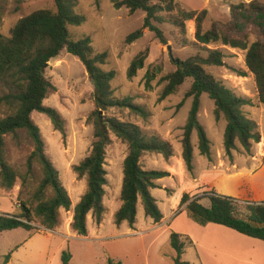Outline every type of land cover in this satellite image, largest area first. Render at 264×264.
Listing matches in <instances>:
<instances>
[{"label":"rangeland","instance_id":"374dc122","mask_svg":"<svg viewBox=\"0 0 264 264\" xmlns=\"http://www.w3.org/2000/svg\"><path fill=\"white\" fill-rule=\"evenodd\" d=\"M176 1L187 10H207L208 17L204 29L209 30L214 22L227 23L231 20V5L241 2L249 3L252 0ZM1 6L0 32L6 38L11 36L12 29L22 18L41 9H56L55 0H1ZM76 13L83 16L85 22L78 27H69L72 38L78 40L84 36H90L95 51L108 54L107 64L103 65L102 69L116 72L112 82L115 98L120 100L132 98L133 103L145 111V115H142L124 108L113 109L110 113L123 122L139 126L148 138L156 137L171 144L173 155L168 161L159 154H146L141 163L148 170L164 171L167 166L171 167L170 172L173 178L166 181V191L162 189L154 191L153 196L157 198L160 211L166 218L165 226L187 232L186 235L172 232L179 234L182 242L185 243V253L181 261L205 264L201 245L192 243L202 237L204 226L195 223L187 210L178 208L181 194L186 192L193 197L197 196L201 198V203L205 206H209L210 202L204 198V194L212 190L220 195L240 200L241 203L254 202L253 200L257 203L264 202V105L259 100L255 77L246 66V52L221 44L212 45L210 49H219L225 54L224 65L209 67L208 71L238 96L250 100L251 104L244 107V113L256 123V131L261 135V140L259 143L252 142L250 152L237 142V148L232 151V157L227 156L224 149L226 122L223 117L219 119L216 117L214 102L207 94H203L198 119L211 142V160L200 154L198 136L194 132L192 135L194 169L188 172L182 158V140L183 128L187 123L193 101L192 98L184 99L192 79H188L181 85L175 94L164 100L160 98L166 85V82L161 79L177 69V60H186L197 53L207 55L205 48L196 43L195 24L187 23L189 42L185 47L173 34L175 29L170 24L161 26L168 40L167 45L161 44L149 30L144 32L141 39L127 45L126 37L142 27L144 12L137 11L131 14L126 7L117 10L113 0H79ZM252 26L250 23L245 28L250 30L254 28ZM250 39L251 43L256 40L255 36ZM147 49L149 56L144 68L138 71L133 79H128L127 71L130 63L138 53ZM155 69H160V72L151 82V89H147L145 75L148 70L155 71ZM45 75L56 87V91L48 96L44 106L55 109L59 113L64 121V134L55 129L45 114L34 113L32 118L41 131L46 154L58 170L61 182L71 197L72 208L70 211L60 210L59 226L53 231H47L39 223H34L37 230L33 232L22 228L1 232L0 264H63V252L69 251L66 243L68 241L63 235L74 232L71 229L73 208L79 203L83 192L87 191L86 181L77 179L73 167L89 154L94 142V128L89 122L90 116L96 109L94 85L82 62L66 50L48 63ZM182 101L184 104L179 107ZM9 113L7 107H0V117ZM111 139L106 159L107 217L110 216V210L120 201L123 162L129 150L125 142L115 136ZM33 151L34 146L25 132H20L17 138L11 135L5 138L6 162L23 175L27 174V161ZM42 179V167L38 161H35L33 171L25 183L18 180L11 190L0 187V214L20 215L21 203L34 202L32 198ZM34 205L36 206L37 203L35 202ZM241 211L244 212V209L241 208ZM137 214L141 230H146L153 225L150 218H146L144 214L141 200L137 205ZM89 219L92 220L93 217L90 216ZM108 220L114 219L109 217ZM114 233L120 236L123 231L114 230ZM117 252L124 254V258L128 257L124 259L126 264L144 263L145 249L144 247L142 249V243L129 242V239L123 238L109 245V251L107 249L101 251L98 245L89 244L85 257L80 255L78 258H83L85 264L86 262L102 264L99 262V257L104 255L108 264V259L111 258L110 253L117 254ZM9 254L11 258L6 262ZM161 256L164 263L175 264L177 252L170 244H166ZM75 264H79V261Z\"/></svg>","mask_w":264,"mask_h":264},{"label":"trees","instance_id":"16d2710c","mask_svg":"<svg viewBox=\"0 0 264 264\" xmlns=\"http://www.w3.org/2000/svg\"><path fill=\"white\" fill-rule=\"evenodd\" d=\"M78 4L79 0H55V10L41 9L22 18L12 29L10 37L6 38L0 32V107L5 106L10 111L0 117V187L11 190L18 180L25 183L33 171L35 161L40 163L43 171V179L32 198L34 202H22V213L18 216L0 214V233L19 228L33 232L37 230L34 223H39L47 231H53L59 226L60 210L70 211L72 208L71 197L61 182L58 170L46 154L41 131L32 118L34 113L45 114L55 129L64 134V121L59 113L44 106V101L56 91V87L45 75L47 64L64 50L84 65L94 85L96 106L89 118L94 128L91 151L73 167L77 179L86 181L87 191L73 210L71 229L79 236H87V218L90 214L96 224L103 221L105 188L108 185L106 159L112 136L125 142L129 149L123 162L122 204L115 215L116 225L126 222L130 228L134 227L139 200L146 217L156 224L163 220L152 191L160 188L158 181L169 177L170 173L145 169L141 160L146 154H159L168 161L173 155L172 146L156 137L148 138L139 126L123 122L110 113L113 109L126 108L145 115V111L136 106L132 98H115L112 82L116 72L102 69L107 64L108 54L96 52L90 36L78 40L72 38L69 27H78L85 22L84 17L76 13ZM113 4L117 10L126 7L131 14L137 11L145 13L142 27L126 37L127 45L141 39L146 30L154 33L161 44L167 45L168 40L161 26L170 24L175 29L173 34L185 47L189 42L187 23L195 24L196 43L205 48L207 55L197 53L186 60H177V69L161 79L166 85L160 100L175 94L181 85L192 79L184 99H193L183 128L182 158L186 170L192 172L194 169V132L198 136L200 154L211 160V142L198 119L203 94H207L214 102L216 117H223L226 122L224 149L227 156L232 157L237 142L250 152L252 142L259 143L261 140V135L256 131V123L244 113V107L251 102L238 96L208 71L209 67L223 66L225 58L221 50L209 47L221 44L246 52V66L255 77L259 100L264 105V0L231 5V20L227 23L214 22L209 30L204 29L207 10H187L176 0H113ZM1 21L0 0V24ZM250 23L254 28L246 30V25ZM252 36L256 39L253 43L250 42ZM148 56L147 49L134 57L127 71L128 79H133L144 68ZM159 72L160 69L147 71V89H151V82ZM183 104L184 101L179 107ZM20 132H25L34 146L27 161L26 175L9 165L5 157V138L9 135L17 138ZM204 198L209 200V206L203 205L201 198L183 192L178 208L184 207L191 219L201 226L217 224L264 242V202L241 203L240 200L220 195L214 190L205 193ZM170 245L177 252L175 264H190L181 261L185 243L179 234H171ZM10 258L9 254L6 262ZM70 260L71 254L68 250L64 251L63 264H69ZM108 264L121 263L109 259Z\"/></svg>","mask_w":264,"mask_h":264},{"label":"crops","instance_id":"0c3cea01","mask_svg":"<svg viewBox=\"0 0 264 264\" xmlns=\"http://www.w3.org/2000/svg\"><path fill=\"white\" fill-rule=\"evenodd\" d=\"M170 168V166H167V168L164 170L169 172L170 176L159 180L158 185L160 188L153 190L152 194L154 191L160 189L166 191V181L173 178ZM105 190L107 189L105 188ZM83 195L84 194H82L81 197ZM253 201L256 202L255 200ZM121 204L122 203L120 200L117 205L112 210H110L111 212L109 217L113 218L114 220H108V206L106 205L105 195V214L101 224L98 225L93 219H89L90 216H92V214H90L87 218V236H79L77 233L73 232V234L69 233L68 231L67 235H63L66 236L68 241L66 243L69 247V253L71 254V260L69 264H75L78 261L79 264H85L84 259H79L78 257L80 255L81 257H85L89 244L98 245L101 251L104 249L109 251V245L111 246L121 238L124 240L129 239V242L132 241L133 243H137L138 241L139 244L142 243V249L143 247L145 249V258L143 264H166L163 261L161 252L166 244H170V236L172 232L175 231L185 235L187 232H182L183 230H175L172 226H165V216H163L162 222L158 224L154 223L152 219H149L151 222H153L151 223L153 225H151L149 228H146V230L140 229L138 218H136V223L133 228H130L126 222L122 223L120 226H117L115 223V215L121 207ZM182 209H184V207ZM173 223H175V221H173ZM120 229L123 231L120 236L118 233H114V230L119 231ZM202 232V237L198 240H195V242L192 241V243L201 245L203 251L202 254L205 257V264H264L263 241L242 235L232 229L217 224H208L207 226H204ZM75 243H77V247L75 246ZM110 255L111 258L109 259L113 260L114 263L119 262L121 264H126L124 259H127L128 257L124 258V254L121 255L117 252V254L110 253ZM99 262L106 264V258L104 255H100ZM86 264L89 263L86 262Z\"/></svg>","mask_w":264,"mask_h":264},{"label":"water","instance_id":"95a60500","mask_svg":"<svg viewBox=\"0 0 264 264\" xmlns=\"http://www.w3.org/2000/svg\"><path fill=\"white\" fill-rule=\"evenodd\" d=\"M168 49H169V51H170V55H171V57H172L171 47L169 46ZM47 66H48V64H47Z\"/></svg>","mask_w":264,"mask_h":264}]
</instances>
